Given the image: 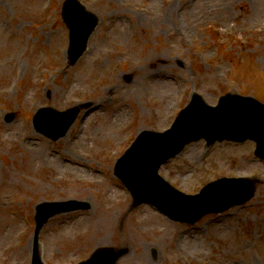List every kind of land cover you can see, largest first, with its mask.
Wrapping results in <instances>:
<instances>
[{"label": "rangeland", "instance_id": "obj_1", "mask_svg": "<svg viewBox=\"0 0 264 264\" xmlns=\"http://www.w3.org/2000/svg\"><path fill=\"white\" fill-rule=\"evenodd\" d=\"M81 1L99 24L70 64L63 0L48 9L49 0H0V264H30L35 204L72 198L91 207L48 219L46 264H77L106 246L121 252L117 264H264L255 142L196 140L161 165L189 193L220 176L253 181L247 202L195 224L135 204L111 172L139 132L167 129L194 92L208 105L239 90L264 100V0ZM40 107L78 110L52 139L33 121Z\"/></svg>", "mask_w": 264, "mask_h": 264}, {"label": "water", "instance_id": "obj_2", "mask_svg": "<svg viewBox=\"0 0 264 264\" xmlns=\"http://www.w3.org/2000/svg\"><path fill=\"white\" fill-rule=\"evenodd\" d=\"M62 15L69 27L70 48L68 55L71 63H73L83 53L87 39L97 24V18L93 13L87 11L77 0H65ZM205 107L209 106L200 97L195 95L191 104L181 112L170 131L165 134L142 132L127 154L119 160L117 166L121 164L125 168L124 171H117V174L134 191L135 197H139L138 200L155 201L154 195L151 194L150 190L146 189H150L151 185L156 184L155 179H157L156 170L158 166L191 140L206 137L209 142L224 138L243 141L250 138L257 142L256 153L264 157V104L252 98L230 95L223 97L221 103L213 110L203 109ZM199 110L203 112L216 110L219 112L221 110L224 112L223 120L219 123L218 127H214L211 117L205 118L195 113ZM48 111L52 113L51 117L64 120L65 126L62 131L67 129L75 115L71 111L64 113ZM139 172L140 174L145 172L147 181L144 179L142 181L132 180V176ZM239 187L243 188V195H250L252 193V186L249 182L243 183ZM169 190V188H166L165 191ZM205 195L206 192L201 197L203 198ZM75 203L65 202L44 206H48L49 213L47 215H51L52 213L66 209L67 205H69L68 209L79 207ZM47 215L43 217V222L48 217ZM42 223H37V229L41 227ZM96 256L98 259L102 258L97 264H114V260L118 254L113 253L111 250H98ZM94 260L93 257L84 264H93L96 262ZM34 264H39L38 259H34Z\"/></svg>", "mask_w": 264, "mask_h": 264}, {"label": "bare ground", "instance_id": "obj_3", "mask_svg": "<svg viewBox=\"0 0 264 264\" xmlns=\"http://www.w3.org/2000/svg\"><path fill=\"white\" fill-rule=\"evenodd\" d=\"M172 6H173V4H172ZM93 106L97 107V102L94 103ZM66 161L71 163V161H69V160H66ZM79 167H82V165H79ZM103 223L104 224L100 225L99 232L101 233V235L96 237L97 238V240H95L96 243H100V242L105 241L107 236H108V222L104 221ZM96 234H97V232H96Z\"/></svg>", "mask_w": 264, "mask_h": 264}]
</instances>
